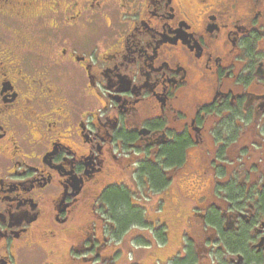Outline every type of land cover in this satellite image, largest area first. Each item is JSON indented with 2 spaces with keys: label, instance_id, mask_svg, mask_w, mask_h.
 Wrapping results in <instances>:
<instances>
[{
  "label": "flooded vegetation",
  "instance_id": "flooded-vegetation-1",
  "mask_svg": "<svg viewBox=\"0 0 264 264\" xmlns=\"http://www.w3.org/2000/svg\"><path fill=\"white\" fill-rule=\"evenodd\" d=\"M173 244L264 264V0H0V264Z\"/></svg>",
  "mask_w": 264,
  "mask_h": 264
},
{
  "label": "trees",
  "instance_id": "trees-1",
  "mask_svg": "<svg viewBox=\"0 0 264 264\" xmlns=\"http://www.w3.org/2000/svg\"><path fill=\"white\" fill-rule=\"evenodd\" d=\"M119 204L121 203V206H119V210H122V208L123 209H125L126 211H127V207H126V202L124 201H122V202H118ZM124 204V206H122ZM125 211V212H126ZM183 251H187V250H183ZM183 251H181V255L180 256H182V255H184L182 252ZM188 253V252H187ZM175 257V256H174ZM174 257H172V258H170V256H167V255H160V258H161V261H162V263L163 264H197L198 263V259H193L192 260V258H190L189 260H187V261H184V262H182V261H178V260H176V258L174 259ZM179 257V256H178ZM179 258H181V257H179ZM174 259V260H173ZM171 261V262H170Z\"/></svg>",
  "mask_w": 264,
  "mask_h": 264
},
{
  "label": "crops",
  "instance_id": "crops-1",
  "mask_svg": "<svg viewBox=\"0 0 264 264\" xmlns=\"http://www.w3.org/2000/svg\"><path fill=\"white\" fill-rule=\"evenodd\" d=\"M181 250V248H178V245L176 244H173L171 245V247L166 250V254L167 256H170V258L174 257V256H177L179 251ZM129 251H127L126 253H128Z\"/></svg>",
  "mask_w": 264,
  "mask_h": 264
},
{
  "label": "rangeland",
  "instance_id": "rangeland-1",
  "mask_svg": "<svg viewBox=\"0 0 264 264\" xmlns=\"http://www.w3.org/2000/svg\"><path fill=\"white\" fill-rule=\"evenodd\" d=\"M127 257H128V259H130V261L133 260V256H132V254H129Z\"/></svg>",
  "mask_w": 264,
  "mask_h": 264
}]
</instances>
